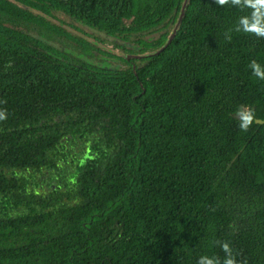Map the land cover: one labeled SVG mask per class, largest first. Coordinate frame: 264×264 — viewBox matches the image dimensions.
Here are the masks:
<instances>
[{
  "label": "trees",
  "instance_id": "obj_1",
  "mask_svg": "<svg viewBox=\"0 0 264 264\" xmlns=\"http://www.w3.org/2000/svg\"><path fill=\"white\" fill-rule=\"evenodd\" d=\"M184 2L0 0V264H264V38Z\"/></svg>",
  "mask_w": 264,
  "mask_h": 264
},
{
  "label": "clouds",
  "instance_id": "obj_2",
  "mask_svg": "<svg viewBox=\"0 0 264 264\" xmlns=\"http://www.w3.org/2000/svg\"><path fill=\"white\" fill-rule=\"evenodd\" d=\"M214 3L219 6L231 4L239 7L241 10H248L246 15L239 17L235 31L255 35L259 38H264V0H214ZM231 31V30H230ZM249 67L252 69L254 76L264 80V68L253 60ZM238 118V126L241 131H248L252 124L259 123L255 117L254 111L246 106H240L236 111ZM5 113L0 111V120L5 119ZM223 251L228 254L224 264H235L234 258L231 257V248L227 242L221 245ZM197 264H215L213 259L202 256L197 261Z\"/></svg>",
  "mask_w": 264,
  "mask_h": 264
},
{
  "label": "rangeland",
  "instance_id": "obj_3",
  "mask_svg": "<svg viewBox=\"0 0 264 264\" xmlns=\"http://www.w3.org/2000/svg\"><path fill=\"white\" fill-rule=\"evenodd\" d=\"M67 22L69 24H73L75 25L77 28H72L70 27L73 32L75 34L81 35L85 38H87L94 47L96 48H100V50L104 53H106V51L103 49H111V39L107 38L103 33L98 32L94 29H91L89 27H87L86 25L79 23V22H75L73 20H71L70 18H66ZM98 39H101V41H99ZM100 51H94L89 55L86 54H82L87 60L92 61L94 63L100 64V65H107V66H117L120 61L118 59H116L114 56L111 55H106L104 53H102ZM113 53H115V51L112 50ZM150 169V160L149 159H144L141 163V170L145 173H147Z\"/></svg>",
  "mask_w": 264,
  "mask_h": 264
},
{
  "label": "water",
  "instance_id": "obj_4",
  "mask_svg": "<svg viewBox=\"0 0 264 264\" xmlns=\"http://www.w3.org/2000/svg\"><path fill=\"white\" fill-rule=\"evenodd\" d=\"M187 2H188V0H185V2H184V4H183V7H182V11H181V15H180L179 21H178V23L176 24V26H175V28H174V30H173V32H172V34H171V36H170V39H169V41H168L167 44H169V43L172 41V39L174 38V36L176 35V32H177V30H178V27H179V25H180V23H181V21H182V18H183L184 14H185L186 7H187ZM163 48H164V47H163Z\"/></svg>",
  "mask_w": 264,
  "mask_h": 264
}]
</instances>
